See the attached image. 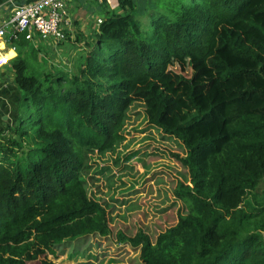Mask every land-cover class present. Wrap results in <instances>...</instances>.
<instances>
[{"label": "trees", "instance_id": "trees-1", "mask_svg": "<svg viewBox=\"0 0 264 264\" xmlns=\"http://www.w3.org/2000/svg\"><path fill=\"white\" fill-rule=\"evenodd\" d=\"M142 3L108 9L73 73L48 70L25 35L10 42L21 97L0 140V264H60L55 247L91 233L142 264H264V0ZM137 105L186 149L161 211L177 221L154 237L114 233L117 194L100 197L86 174L91 154L126 139Z\"/></svg>", "mask_w": 264, "mask_h": 264}, {"label": "rangeland", "instance_id": "rangeland-1", "mask_svg": "<svg viewBox=\"0 0 264 264\" xmlns=\"http://www.w3.org/2000/svg\"><path fill=\"white\" fill-rule=\"evenodd\" d=\"M113 4L116 8L120 7L118 0H113ZM138 8L148 10L149 7L140 2ZM142 21L143 26L149 29L148 17H143ZM79 46L83 45L73 44L58 55L48 51L47 55H43L47 69L53 73L58 70L73 73L78 59L87 50L79 49ZM174 68L180 71L179 67ZM191 70L184 73L191 75ZM13 110H16L14 104L8 113H15ZM1 117L2 114L0 140L9 135L11 128V125L4 128ZM126 129V139L112 151L91 154L87 178L93 192L96 191L100 197L117 194L118 201L111 200V207L108 208L114 233L122 229L132 234L138 228H143L154 237L177 221L175 212L165 216L161 211L174 200V187L187 173L172 154L185 155L186 149L179 140L168 137L159 128L150 125L142 105L131 108ZM126 154L132 157L138 155L139 159H135L137 163L126 160ZM54 250L55 253L49 254V257L60 264H142L139 249L117 243L111 235L100 233L66 239Z\"/></svg>", "mask_w": 264, "mask_h": 264}, {"label": "crops", "instance_id": "crops-1", "mask_svg": "<svg viewBox=\"0 0 264 264\" xmlns=\"http://www.w3.org/2000/svg\"><path fill=\"white\" fill-rule=\"evenodd\" d=\"M37 1L13 0L11 3L10 0H0V28L8 24L15 6ZM136 1L142 3L143 0ZM109 8L112 9L110 5L108 7L103 4V0H66L65 20H67V23L63 25L68 33V38L65 41L57 42L36 37L34 40H30V48L37 50L42 60L43 55H47L48 51L58 55L60 51L68 49L73 44L83 45L79 46V49L86 48L88 41L94 42L95 33L99 30L97 20L104 18ZM0 44L3 45V47H0V55L6 56L11 51L15 52V55L8 59L9 62L0 68V114H2V125L5 128L8 125H11L9 127L14 126V122L16 123L18 120V115L16 117L15 115L18 113L21 94L10 64V60L18 54L17 49L2 37H0ZM13 104L16 107V110H13L15 113H8L10 106Z\"/></svg>", "mask_w": 264, "mask_h": 264}, {"label": "built area", "instance_id": "built-area-1", "mask_svg": "<svg viewBox=\"0 0 264 264\" xmlns=\"http://www.w3.org/2000/svg\"><path fill=\"white\" fill-rule=\"evenodd\" d=\"M106 1L112 9L117 7L113 4V0ZM10 2L12 3L13 0ZM65 15L66 0H38L34 3L17 5L8 24L0 28V37L9 44L13 40H18L20 35H25L28 40L38 37L42 40L65 41L68 38L63 25L67 23ZM102 21V18L97 20L99 26ZM7 63H0V68Z\"/></svg>", "mask_w": 264, "mask_h": 264}, {"label": "clouds", "instance_id": "clouds-1", "mask_svg": "<svg viewBox=\"0 0 264 264\" xmlns=\"http://www.w3.org/2000/svg\"><path fill=\"white\" fill-rule=\"evenodd\" d=\"M0 47H3L2 44H0ZM15 55L14 51L9 52L6 56H0V63H7L8 59Z\"/></svg>", "mask_w": 264, "mask_h": 264}]
</instances>
